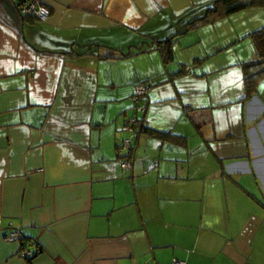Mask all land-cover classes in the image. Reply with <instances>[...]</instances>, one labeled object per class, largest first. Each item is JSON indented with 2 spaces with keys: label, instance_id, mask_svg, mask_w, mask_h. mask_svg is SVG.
I'll return each mask as SVG.
<instances>
[{
  "label": "crops",
  "instance_id": "crops-1",
  "mask_svg": "<svg viewBox=\"0 0 264 264\" xmlns=\"http://www.w3.org/2000/svg\"><path fill=\"white\" fill-rule=\"evenodd\" d=\"M41 1L0 0V264H264V4Z\"/></svg>",
  "mask_w": 264,
  "mask_h": 264
},
{
  "label": "built area",
  "instance_id": "built-area-1",
  "mask_svg": "<svg viewBox=\"0 0 264 264\" xmlns=\"http://www.w3.org/2000/svg\"><path fill=\"white\" fill-rule=\"evenodd\" d=\"M15 7L22 16H31L41 21H45L50 15L48 5L41 0H13ZM148 87L144 83H137L132 94V101L134 103V112L128 115L123 123L122 130L137 134L139 126L142 125V120L138 116L139 113L146 111L148 106ZM132 138L125 137L120 140L117 145L118 161L122 168L130 169L133 166L131 156H128L129 146ZM1 227V225H0ZM21 233L18 229H12L3 234V238L7 241L19 239ZM33 251L30 247H23L19 250V255L22 257L32 255ZM149 264V263H145ZM169 264H188L186 260L172 258Z\"/></svg>",
  "mask_w": 264,
  "mask_h": 264
},
{
  "label": "trees",
  "instance_id": "trees-1",
  "mask_svg": "<svg viewBox=\"0 0 264 264\" xmlns=\"http://www.w3.org/2000/svg\"><path fill=\"white\" fill-rule=\"evenodd\" d=\"M262 4H264V0H215L213 2L212 6L207 9V11L210 14V16L213 15L215 12H217V14L220 15L219 17H221V16L228 15L234 11L244 9L246 7L262 5ZM219 8H221V10H219ZM205 18H207V16H205ZM255 41H256V49H257L258 55L263 57V55H264V29H261L260 31H257L255 33ZM246 69H248L246 81L247 80L249 81L250 78H254L255 75H259L261 72H264V59L254 61V62H249ZM249 71H250V73H249ZM139 83H143V82H139ZM144 84H146V83H144ZM146 85L148 87V84H146ZM135 86H136V84H135ZM134 90H135V88H134ZM131 99H132V95H131ZM133 112H134V103L132 105V113ZM125 119H124V121H125ZM141 128H142V125L139 126L138 130H140ZM158 135H160L162 137H169L170 138V136H169L170 134H168L166 132L158 131ZM131 143H132V141H131ZM23 247H29V246L23 245ZM32 251H33L32 255L36 254V252H37V251H34L33 248H32ZM32 255L26 256V258H30Z\"/></svg>",
  "mask_w": 264,
  "mask_h": 264
},
{
  "label": "rangeland",
  "instance_id": "rangeland-1",
  "mask_svg": "<svg viewBox=\"0 0 264 264\" xmlns=\"http://www.w3.org/2000/svg\"><path fill=\"white\" fill-rule=\"evenodd\" d=\"M122 127V126H121ZM123 132H125L124 130H122ZM123 138H125V137H123Z\"/></svg>",
  "mask_w": 264,
  "mask_h": 264
}]
</instances>
